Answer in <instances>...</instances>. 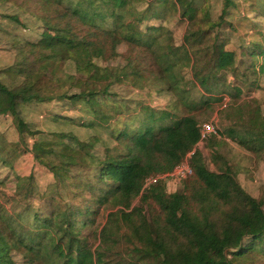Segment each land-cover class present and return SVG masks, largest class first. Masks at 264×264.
Wrapping results in <instances>:
<instances>
[{
	"label": "trees",
	"instance_id": "16d2710c",
	"mask_svg": "<svg viewBox=\"0 0 264 264\" xmlns=\"http://www.w3.org/2000/svg\"><path fill=\"white\" fill-rule=\"evenodd\" d=\"M15 1L43 25L73 29L75 35L16 47L17 77H0V115L12 116L18 133H31L19 107L58 101L75 115L52 117L89 123L91 134L81 139L57 129L45 158L53 180L39 187L32 175L16 186L20 203L31 214H0V264H14L12 251L21 255L20 264H131L126 257L134 251L160 264L264 261V226L255 225L260 210L264 212V187L259 197L252 196L236 179L228 158L211 150L217 169L210 170L196 148L204 115L208 118L217 104L216 111L225 112L244 91L264 89L259 83L264 77V31L257 29L256 38L244 40L237 22L238 16L245 18L241 6L246 5L253 18L264 20V0H186L184 15L195 21L179 43L170 41L171 26L182 17L176 9L162 13L164 0ZM93 33L102 41L89 45ZM113 39L126 45L123 53L109 48ZM99 59H121L118 75L101 90L73 91L77 80L94 78L91 70ZM69 62L73 72L63 75ZM141 93L149 99L137 97ZM154 94L166 100L164 107L151 103ZM223 136L236 139L237 132L227 128ZM211 138L218 135L202 142ZM4 145L0 133V154ZM190 151L192 173L182 180V190L166 192L162 180L145 185ZM114 207H120L133 231L124 251L114 259L99 249L80 250L71 223L85 224L98 211ZM29 217L42 227L36 246L19 237L18 228Z\"/></svg>",
	"mask_w": 264,
	"mask_h": 264
},
{
	"label": "rangeland",
	"instance_id": "374dc122",
	"mask_svg": "<svg viewBox=\"0 0 264 264\" xmlns=\"http://www.w3.org/2000/svg\"><path fill=\"white\" fill-rule=\"evenodd\" d=\"M16 3L15 0H0V77H7L10 80H15L18 75V69L14 64L16 47L26 41V43L47 42L54 35H63L70 39L74 38L75 35L73 29L60 31L51 25H43L30 13L18 7ZM164 3L167 4H165L166 9L162 13L169 14L176 9L182 17L181 21L171 26L173 35H171L170 41L179 43L182 33L193 27L194 16L184 15L186 0H164ZM219 6L218 2L212 6L213 18H216ZM155 8H160L159 3L155 4ZM241 9L244 10L245 18L237 17L239 24L238 36L243 37L244 40H252L257 37V29L264 31V20L259 19V17L253 18L247 5L241 6ZM247 19L255 21V24ZM101 41L102 37L97 33H93L92 37L87 39L89 45ZM125 47V44L115 39L109 42V48L117 53H123ZM145 59L151 61L153 57L147 54ZM120 60H96L91 70L94 78L77 80L73 91L103 89L110 80L118 75L119 68L116 63H119ZM71 72H73L72 63H66L63 75ZM249 77L251 79L252 75L250 74ZM259 83L264 87V77L259 80ZM123 88L126 89L127 87ZM130 92L132 91L130 90ZM136 94L137 92L134 91V95ZM145 94L141 93L137 97L149 99V96ZM150 100L155 107L165 106L164 102L166 100L157 97L155 94L150 96ZM251 100H254V103L248 107L243 105L239 108L242 103ZM145 101L149 102V100ZM263 102L264 89L242 92L241 99H238L232 105H226L225 112H217L216 109L220 106L217 104L208 118L204 115L201 119L203 120L202 125L206 124L205 126L209 125L207 122L212 121L214 123L215 129L220 131L217 130L218 138H211L208 143L201 141L196 146L202 152L205 163L210 170L217 169V165L211 157V150L216 149L213 153H219L224 158H228L235 171L236 179L254 197H259L264 187ZM53 113H56V115H59V113L61 115H75L66 105L58 101L36 104L35 106L21 105L19 116L27 123L31 131V133L23 134L18 133L16 130L12 116L0 115V133L5 138L4 150L0 154V214L6 215L8 212L12 214L17 211H22L23 214H31V211L25 208L26 203H20V194L17 193L16 186L23 182H29L32 175L39 187H44L53 180L45 167V158L48 157V149L56 141L55 131L57 129L72 131L81 139H87L91 134L89 123H73L58 116L55 119L54 116V118L52 117ZM92 116L97 123L101 120L100 118L98 120L95 114ZM102 122L100 121L101 124ZM227 128L236 130V139L223 136ZM223 137L224 139H220ZM163 185L165 191L169 193L183 189L182 181L166 180ZM32 200L34 206H37L39 200L35 194L32 195ZM133 203L138 204V199H135ZM120 210V207L103 209L100 212L98 211L85 224L80 221L71 223L70 228L74 233V238L77 239L78 248L90 252L99 249L107 254V258H118V254L124 251L127 242L133 236L131 224L122 217ZM25 220L27 223L18 228L19 237L24 243L36 246L42 240V227L30 223L28 221L30 217L25 218ZM255 225L258 229L264 226V212L262 210L259 212ZM10 256L14 264L21 263V255L18 252L12 251ZM126 261H130L131 264H160L152 256L138 255L135 251L129 257H126ZM121 263L125 264L124 260ZM250 264H264V261L255 260Z\"/></svg>",
	"mask_w": 264,
	"mask_h": 264
},
{
	"label": "built area",
	"instance_id": "2783aa9c",
	"mask_svg": "<svg viewBox=\"0 0 264 264\" xmlns=\"http://www.w3.org/2000/svg\"><path fill=\"white\" fill-rule=\"evenodd\" d=\"M209 125L205 126L206 124L201 126V140L206 136L211 134H217V130L214 127L213 122H207ZM193 151H190L186 157L178 164H176L170 171L158 173L155 176H152L147 179L146 184L148 185L151 182H156L158 180H162L166 182V180L181 182L183 179L187 178L192 173V167L189 162V155H191Z\"/></svg>",
	"mask_w": 264,
	"mask_h": 264
},
{
	"label": "crops",
	"instance_id": "0c3cea01",
	"mask_svg": "<svg viewBox=\"0 0 264 264\" xmlns=\"http://www.w3.org/2000/svg\"><path fill=\"white\" fill-rule=\"evenodd\" d=\"M64 104V103H63ZM36 104H34V105H30V106H35ZM23 106V105H22ZM24 106H26V105H24ZM29 106V105H28Z\"/></svg>",
	"mask_w": 264,
	"mask_h": 264
}]
</instances>
